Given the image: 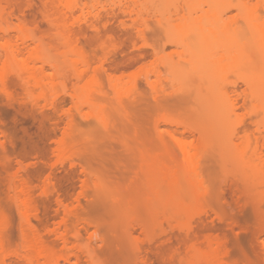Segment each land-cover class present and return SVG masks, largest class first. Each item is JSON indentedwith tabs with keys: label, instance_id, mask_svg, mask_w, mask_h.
<instances>
[{
	"label": "bare ground",
	"instance_id": "bare-ground-1",
	"mask_svg": "<svg viewBox=\"0 0 264 264\" xmlns=\"http://www.w3.org/2000/svg\"><path fill=\"white\" fill-rule=\"evenodd\" d=\"M2 1L0 0V95L9 100H18L17 102L21 106L29 105L43 111L56 109L59 105V95L48 93L54 83L53 81L65 90H67V84H72L70 89L65 92L70 98L71 107L62 110L60 120L63 122L64 128L61 138L55 143L53 154L56 160L51 164L52 168L59 164L58 157L60 154L69 153L71 148L75 149L82 142L87 141L76 138L78 124L75 113L86 119L84 108L94 111L97 109L96 95L101 93V74H106L112 80L116 73L124 74L139 62L138 60L126 64L122 62V65L120 64L113 69L107 68L106 64L111 58L112 52L118 47L114 42L108 45L101 44L99 53L95 55L93 60L86 52L85 46L73 37L75 25L92 23V20H100L105 13L115 14L117 12L119 17L123 18L122 26L135 31L136 41L133 42V46L142 51L151 50L150 69L144 74L143 81L152 92L158 105L161 103L160 91L158 90L161 72L158 64L166 44L187 53L189 57L187 64L190 70L200 79L207 80V82L203 80L207 85H204L202 80L200 81L203 88L206 87V91H202L201 84L199 85L200 88L198 86L200 89L198 92L207 93L206 99L202 93L199 95L204 106L205 101L209 106V108L204 107L207 109V111L204 110L206 116L209 113L207 117L205 116L206 120L204 119L205 113L203 115L205 121L202 119L203 123L200 121L193 124L176 122L161 115L160 121L156 120L158 122L155 128L167 135L166 138L160 136L159 142L168 148H170L171 143L178 147L189 145L199 150L205 148L209 150L208 148L211 147L213 149L216 142L222 141V148L226 151L236 150L243 154L250 151L249 155L252 158L242 160L237 169H239V173L241 171V174L245 173L244 176L247 177L242 176L244 179H249L251 188H254L251 191L259 190L260 187H263L261 189L264 190V157H261L264 149V20L259 21L257 17L249 13L251 5L264 8V0H162V2L159 0L161 8L164 7L163 12L164 10H172L175 15L186 10V15L183 16L182 14V17L178 18V24L177 21H172L174 17H170L173 15L172 12H168L169 14L166 12L164 17L165 12L163 15L161 14L162 9L157 4L155 5L154 0H38L41 10V14H39L44 20V27L48 28L51 41L57 45L58 53L56 55L51 53L50 42L39 32L43 28V23L36 24L34 28H31L26 20L27 16L22 14L21 10L16 11L14 21L8 19ZM27 1L30 4L33 3V0ZM223 7L235 8L241 13L246 29L250 34L249 38L246 37L244 30L233 28L221 15L216 13L219 8L224 9ZM204 8L207 10L205 11ZM197 12H202L203 16L195 15ZM7 22L11 24L10 29L15 32L14 35L9 33V28L6 27ZM150 23L152 24L150 25ZM152 25L159 27L160 30L163 29L166 35V43L163 45L165 48L158 47L156 42L150 43V38H147L148 32L153 33ZM92 27L95 28V24H92ZM178 63L169 67L174 74L170 73L172 76L176 75L175 77L182 73L181 76L184 75V78L188 74L183 72L185 67L180 65L181 62ZM234 71L239 72L245 88L240 94L236 90V85H232L229 90L222 82L228 72ZM175 77L174 79H177ZM183 78L181 77L179 80ZM14 82L19 84L20 93H16L12 89L11 84ZM229 93L235 94V99L225 100ZM208 95L211 97L209 96V98ZM214 98L217 99L215 102L218 101V103L212 118L210 111L215 105ZM238 98L241 104H239ZM238 108H242L248 113V115L246 113V117L251 116L249 119L252 118V123L256 127V134L249 133V128L243 119L234 124L230 122L231 116L236 113ZM0 117L6 120L5 127L9 131L12 127L7 124V115L0 113ZM95 119L104 128H108V122L99 111L95 115ZM19 124L26 125V121H20ZM161 125H164V129L161 128ZM171 126L181 127L182 133L188 134L193 140L186 142L184 134L180 137L176 136V130H172ZM240 132L243 133L242 136H240ZM4 133L0 130V148L3 151L6 148ZM39 145L40 141L31 150H35L40 159H46L47 152L40 149ZM16 148H18L19 163L16 170L8 178L7 188L12 194L11 199L17 211L18 228L16 234L10 233L5 222V216L0 210V250L4 248L6 243L19 241L21 251L12 254L17 262L7 264H59L50 258L53 253V245L56 243L62 244L65 250H69L66 258L68 264H81L83 258L87 262H92L95 257L93 249L89 247L85 250L78 249V243L83 239L84 234L88 236V241L98 240L102 245H105L106 240L98 234L96 229L89 232L91 223L80 218L79 210L82 207L81 197L86 194L88 189L87 179L94 177L96 180L95 187L100 188L98 186L100 183L97 184V181L99 182L101 179L100 176L91 174L84 169L83 174L86 179L82 181L78 196L74 202L65 203L66 193L71 191L73 187L69 183L63 182L62 179L57 180L51 170L39 187V196L45 199L55 194L57 206L62 208L63 215L53 229L41 230L40 227L43 226L46 213L36 205L30 186V178L34 175H43V170L29 174V169L23 164L25 160L24 145L21 144ZM219 149L220 147L217 151ZM72 154L77 158L80 157L77 150H73ZM193 155L194 157L196 155V159L199 161V154ZM238 157L243 158L240 154ZM189 158H184L178 162L144 164L145 169L142 177L145 180L146 190L150 194L147 203L153 209L154 216L161 213L166 214L169 211L170 215L175 217L180 216L185 211L187 198L193 188L194 177L198 181H202L200 162L196 163L194 160L192 162ZM237 162L239 163V161ZM262 195H264V191L260 196ZM261 199L263 200L260 202L263 203L262 205L258 203L259 208L264 206V196ZM192 221L193 219L179 229V234L176 236H171L168 232L161 234L170 235H167L168 238L164 241L166 244H171L174 241L178 246L182 245L184 252L193 254L189 259H178L180 255L177 256L179 249L176 247H171L169 254L166 255L162 254V249H149L145 251L146 256H142V250L135 247L132 249L135 262L139 264H236L224 260L229 256L228 242L224 235L218 233V229H194ZM139 227L144 232L146 226L140 224ZM48 236L54 237L53 245L49 244ZM123 237L127 238V243L136 241L130 231ZM158 237L146 239L147 242L152 243ZM118 239L120 238L118 237ZM121 239L117 241L120 243L125 241ZM262 242L264 243V241ZM70 244H72L71 248L69 247ZM202 245L205 246V251L202 250ZM263 246L262 244L261 249L264 250ZM175 255L177 259H175Z\"/></svg>",
	"mask_w": 264,
	"mask_h": 264
},
{
	"label": "rangeland",
	"instance_id": "rangeland-1",
	"mask_svg": "<svg viewBox=\"0 0 264 264\" xmlns=\"http://www.w3.org/2000/svg\"><path fill=\"white\" fill-rule=\"evenodd\" d=\"M154 1L155 5L157 4L162 9L161 14L163 15L165 12L164 17L166 12H172V10H164L163 12L164 7L161 8L160 6L162 0L160 2L159 0ZM28 2L27 0H3L2 4L5 7L6 17L14 21L16 11L21 10L22 12L19 11V13H24L27 16L26 20L31 28H34L36 24L43 23V28L41 27L39 32L50 42L51 53L56 55L58 53L57 45L51 41L48 28L44 27L39 1L33 0L32 4ZM223 8H219L216 13L221 15L233 28L244 30L246 37L249 38L250 34L246 29L241 13L235 8ZM204 10L206 11L207 8ZM249 13L257 17L259 21L264 20V8L261 6L254 7L251 5ZM172 14L170 16H174L172 21L175 20L174 22L177 21L178 24V18H181L182 14L183 16L186 15V10L175 15L172 12ZM195 15L203 16V13L197 12ZM122 20L123 18L119 17L117 12L115 14L108 12L100 20H92V23H81L73 27L74 39L85 46L86 52L93 60L95 55L99 53L101 44L108 45L114 42L118 46L112 52L111 58L106 64L107 68L113 69L120 64H126L133 60L139 62L124 74L116 73L112 80L106 74H101V93L96 95L97 109L94 111L84 108L86 119L74 112L78 124L76 138L87 141L82 142L75 149L71 148L69 153L60 154L58 157L59 164L56 167L52 168L51 165L56 160L53 150L56 141L61 138L64 128V124L60 120L62 110L71 107L70 98L65 92L70 89L72 84H67V90H65L53 81L54 83L48 93L59 95V105L56 109L43 111L29 105L21 106L17 102L18 100H9L0 95V113L7 115V124L12 127L7 131L6 120L0 117V130L5 132L6 144L4 151L0 148V210L5 216V222L10 233L16 234L17 232L18 215L7 183L9 176L16 170L19 163L16 146L23 144L25 148L23 164L29 169L28 173L32 174L38 170H43V175H34L30 178V186L36 205L46 213L45 222L43 221V226L40 227L41 230L53 229L63 215L62 208L57 206L55 194L45 199L39 196V187L51 170L57 180L62 179L63 182L69 183L73 187L71 191H68L69 193H66L67 195L65 194L67 196L65 203L74 202L78 196L82 181L86 179L83 174L84 169L91 174H98L101 178L99 182L97 181V184L100 183L98 185L100 188L95 187L96 180L94 177L87 179L88 189L86 194L81 197L82 207L79 210V216L91 223L89 232L96 229L98 234L105 238L106 243L102 245L98 240L88 241V236L84 234L83 239L78 243V249L92 248L95 257L92 262H87L83 258L81 264H139L135 262L132 253V249L135 247L142 250V256H146L145 251L149 249H162V254L166 255L169 254L171 247H176L179 249L177 256H180L178 259L187 260L193 254L184 252L182 245L178 246L174 241L171 244H166L164 241L169 234L171 236L178 235V230L186 226L191 219H193L192 226L194 229L216 228L219 230V234L227 238L229 256L224 259L225 261L236 264H264V250L261 249L262 244L264 245L263 242L261 243L264 241V206L259 208L263 203L260 201L263 200L261 197L263 198L264 195H260L264 190H262L263 187H260L259 190L251 191L254 188H251L249 179L245 178V180L244 177H247L244 176L245 173L241 174L242 171L239 173L240 171L237 169L242 160L250 159V151L244 154L236 150L226 151L222 148V141L218 142L219 144L216 142L215 148H208L209 150L206 148L199 150L189 145L178 147L171 143L170 148H168L159 142L160 136L165 137L167 135L155 128L161 115L176 122L193 124L202 122L205 113L204 119L206 120L209 113L206 116L204 110L207 111V109L204 107L209 108V106L206 101L204 106L203 100H200L201 97L199 98L202 92L198 91L203 80L204 82L207 80L200 79L190 70L187 64L189 58L187 53L173 46H167V44L165 48L163 45L166 43V35L163 29L160 30L159 27L152 25L154 31L152 30L153 33L148 32L147 38H150V43L156 42L158 47L165 48L160 55L158 64L161 72V79L158 83L161 103L158 105L152 92L143 81L144 74L150 69L151 50L142 51L133 46V42L136 41L135 31L123 27ZM92 24H95V28L92 27ZM6 27L9 28L11 35L15 34L10 29L11 24L9 22L6 23ZM178 62H181L180 65L185 67L183 72L188 74L183 78L184 75L181 76L182 73H180L179 76L183 78L181 80H179L181 77H175L176 75H173L177 78L174 79L171 74L173 72L169 68L173 64H179ZM201 80L202 82H200ZM204 82L203 84L207 85ZM222 82L229 90L232 85H236L239 94L245 89L237 71L228 72ZM203 84H201V88H203ZM11 87L16 93H20L17 82L12 83ZM202 91H206V87ZM202 94L205 97L207 93ZM209 96L211 97V95ZM235 97V94L229 93L225 100L235 99ZM216 100H213L215 105L212 103V111H210L212 118L216 112V104L218 103V101L215 102ZM239 104H241L240 99ZM98 111L108 122L107 129L95 119ZM246 113L242 108H238L236 113L231 116L230 122L234 124L243 119L246 121L249 133L256 134V127L252 123V118L249 119L250 115L246 117L248 115ZM157 119L158 121H156ZM204 119L203 121H205ZM20 121H26V125H20ZM161 128L164 129V125H161ZM170 128L176 130L178 137L184 134L181 127L171 126ZM184 135L186 142L193 140L188 134ZM242 135L243 133L240 132V136ZM39 141V148L47 152L46 159H40L37 152L31 150ZM219 147L220 149L217 151ZM73 150L80 153L79 158L72 154ZM224 150L229 153H225ZM193 154H199V161ZM239 154L243 158L238 157ZM263 155L264 149L262 158ZM184 158H189L192 162L193 160L196 163L200 162L202 181L200 182L194 177L193 188L187 198L185 211L180 216L172 217L168 211L166 214L161 213L155 217L153 209L147 203L150 194L146 190L145 180L142 177L145 169L144 164L178 162ZM255 191L258 192L255 193ZM256 204L259 206L257 207ZM231 215H233V219ZM73 223L76 224L75 221ZM140 224L146 226L144 232L139 227ZM128 231L132 232L136 241L127 243L128 240L126 241L127 238L123 235ZM164 232L169 233L166 235L167 237L161 235ZM118 237L120 239L125 238L121 240L126 242H118L117 240H120ZM149 237L158 238L155 242L149 243L146 239ZM48 238L49 244L53 245L54 237L48 236ZM71 246L72 244L69 245L70 248ZM53 247L51 260H55L59 264H68L66 258L69 250H65L60 243L54 244ZM201 247L203 251L206 250L204 245ZM19 251H21L19 241L6 243L4 248L0 250V264L17 262L12 254ZM175 259H177L176 255Z\"/></svg>",
	"mask_w": 264,
	"mask_h": 264
}]
</instances>
